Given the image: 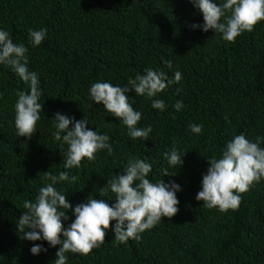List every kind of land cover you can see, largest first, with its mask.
<instances>
[{
	"label": "trees",
	"instance_id": "trees-1",
	"mask_svg": "<svg viewBox=\"0 0 264 264\" xmlns=\"http://www.w3.org/2000/svg\"><path fill=\"white\" fill-rule=\"evenodd\" d=\"M203 23L189 0H0V29L28 47V70L37 74L43 105L34 135L19 137L17 92L30 87L0 64V264L56 259L59 246L21 239L16 224L26 211L23 202H34L50 183L43 173L65 171L67 146L53 137L56 113L85 118L91 130L109 136L113 149L67 170L76 181L55 185L73 208L89 195L113 204L114 195L99 189L124 170L130 156L152 164L147 178L153 183L167 168L164 182L180 186L174 217H162L139 240L126 243L114 241L113 221L104 243L88 255L67 253V264H264V179L241 194L235 210L221 212L196 200L207 160L219 158L234 136L243 134L251 142L259 137L264 147V21L234 42L191 27ZM30 29L46 30L37 47L29 43ZM148 68L170 79L179 71L182 79L154 98L127 93L141 113L137 127L152 128L147 140H133L121 121L90 99L89 89L96 82L128 86L130 77ZM153 99L163 100L164 110L154 109ZM177 101L183 103L180 111L174 108ZM190 124L202 125V132L192 133ZM173 149L183 158L181 167L164 159ZM68 215L65 228L75 219ZM34 244L47 251L31 254Z\"/></svg>",
	"mask_w": 264,
	"mask_h": 264
},
{
	"label": "clouds",
	"instance_id": "clouds-1",
	"mask_svg": "<svg viewBox=\"0 0 264 264\" xmlns=\"http://www.w3.org/2000/svg\"><path fill=\"white\" fill-rule=\"evenodd\" d=\"M203 16V25H191L195 30L220 33L227 42H234L243 32H251L264 21V0H189ZM46 36V30H29V43L39 46ZM25 44L14 43L9 32L0 29V64L10 66L20 79L30 87V91H18L15 103V127L19 137L31 138L36 132V124L41 119L43 105L39 103L41 93L39 80L35 72L28 70ZM171 67V62H167ZM182 79L179 71L174 78H169L163 71L145 69L143 75L129 78L125 87L113 86L108 82H96L90 86V99L102 104L104 109L126 126L128 136L133 140H147L152 128L137 127L141 113L129 103L127 93L134 90L136 95L154 98L169 85L178 84ZM154 109L164 110L161 99H153ZM183 107L182 101L174 105L176 111ZM53 137L67 146L63 153V168L57 174L50 170L43 175L50 183L42 186L35 201H24L26 210L17 220V229L21 239L39 241L43 239L51 247H58L54 264H67V253L88 255L94 248L105 241L106 233L115 221L114 241L126 243L129 239L139 240L140 234L154 227L162 217L171 219L178 212L179 201L176 193L180 186L165 183L163 177L170 176L167 168L162 170V178L155 183L147 177L152 171V164L138 156H130L124 170L107 180L99 193L111 192L115 199L109 204L105 199H95L89 195L87 201L73 208L67 196L57 191L55 185L76 176L69 174L70 169L79 168L84 159L92 161L96 153L107 150L112 154V146L107 134H99L88 127L84 118L75 121L65 115H54ZM70 125L73 127L70 128ZM194 134L202 132V125L190 124ZM260 139L249 141L243 134L236 135L226 143L219 158L208 159L209 167L202 178V190L196 200L207 208H218L221 212L235 210L241 203V194L247 192L255 183L264 179V147ZM164 159L169 166L181 167L183 158L176 149L165 152ZM75 217L73 222L64 227L63 221L69 219L68 213ZM61 236L63 239H61ZM47 251L41 245L34 244L30 252L38 255Z\"/></svg>",
	"mask_w": 264,
	"mask_h": 264
}]
</instances>
